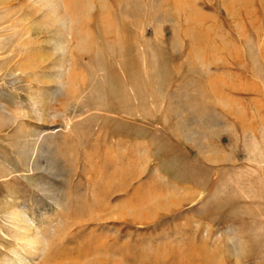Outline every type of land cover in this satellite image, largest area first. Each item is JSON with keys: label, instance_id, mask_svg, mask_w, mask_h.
<instances>
[{"label": "rangeland", "instance_id": "374dc122", "mask_svg": "<svg viewBox=\"0 0 264 264\" xmlns=\"http://www.w3.org/2000/svg\"><path fill=\"white\" fill-rule=\"evenodd\" d=\"M55 5L0 0V264H264V0Z\"/></svg>", "mask_w": 264, "mask_h": 264}, {"label": "bare ground", "instance_id": "6f19581e", "mask_svg": "<svg viewBox=\"0 0 264 264\" xmlns=\"http://www.w3.org/2000/svg\"><path fill=\"white\" fill-rule=\"evenodd\" d=\"M61 1V4L63 5V6H65V8H66V13L65 14H61L60 12H59V9H58V7L59 6H56V9H54L53 11L55 12V13H58V16L60 17V19H62V20H64V18L66 19L67 18V15H69L71 12H73L77 7H78V5H79V3L82 1V0H60ZM83 2H86L87 3V1H83ZM67 5H69V6H67ZM82 5V4H81ZM67 6V7H66ZM80 7V6H79ZM86 7H87V5H86ZM70 10V11H69ZM50 11V10H49ZM70 12V13H69ZM62 13H63V11H62ZM73 14V13H72ZM71 14V15H72ZM55 15V14H54ZM57 16V15H56ZM72 18V17H71ZM54 22V21H53ZM56 41V40H55ZM69 46V45H68ZM60 47V46H59ZM79 47V46H78ZM68 50V48H64V50ZM79 51H80V49H79ZM66 56V55H65ZM2 59V58H1ZM30 63H32L31 61H30ZM33 63H35V62H33ZM75 64V63H74ZM10 68V67H9ZM38 67H37V65H35V64H29V65H26L25 67H23V68H21V69H23L24 71H26V70H30V71H34L35 69H37ZM1 69H2V67H1ZM42 88V87H41ZM38 96V95H37ZM40 102H42V101H40V98L39 97H37V98H35L34 99V105L35 106H37L38 107V105L40 104ZM34 108H36V107H34ZM40 134V133H39ZM29 137H30V135H29ZM30 139V138H29ZM39 142H40V136L39 137H37L36 138V141H35V146H33V147H31V150H33V156H36L37 154H38V152L40 151V152H44V151H42V147H41V145H39ZM29 148V147H28ZM30 150V149H29ZM27 151V150H26ZM52 151V150H51ZM45 153V152H44ZM30 162V161H29ZM128 171H130L129 169H128ZM119 174H120V176L122 175H124L125 173H126V171L124 170V168H121L120 169V171L118 172ZM119 176V177H120ZM114 178V177H113ZM120 179V178H119ZM111 180V179H110ZM32 185V184H31ZM35 187V186H34ZM38 189V188H37ZM46 191V190H45ZM41 192L43 193L44 191H42L41 190ZM45 193V192H44ZM43 193V194H44ZM46 195V194H45ZM53 195H56V194H54L53 193ZM57 196V195H56ZM55 196V197H56ZM54 205H55V207H57V209H59V208H61L62 207V202H61V198H59V199H56L54 202ZM40 206V205H39ZM18 211V210H17ZM19 212V211H18ZM9 213H13V212H9ZM7 214V213H6ZM13 214H15V212L13 213ZM13 214H11V216L12 217H10V220L12 219L14 222L16 221V220H18V219H16L15 218V216H13ZM8 215H10V214H8ZM7 215V216H8ZM16 215V214H15ZM20 215H21V213H20ZM19 215V216H20ZM6 216V215H5ZM23 218V217H22ZM9 219V218H8ZM16 225V224H15ZM24 229V230H23ZM21 228V230H20V232L23 230V231H25V229L26 228ZM26 232V231H25ZM24 233V232H23ZM27 233V232H26ZM19 238V237H18ZM28 237H26V238H24V239H22V241L23 242H25V243H23V244H25V245H29L30 243V241H32L33 243H36V240H30V239H27ZM26 247V246H25ZM24 247V248H25Z\"/></svg>", "mask_w": 264, "mask_h": 264}]
</instances>
